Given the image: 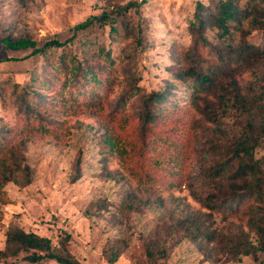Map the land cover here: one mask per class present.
<instances>
[{
	"label": "rangeland",
	"instance_id": "obj_1",
	"mask_svg": "<svg viewBox=\"0 0 264 264\" xmlns=\"http://www.w3.org/2000/svg\"><path fill=\"white\" fill-rule=\"evenodd\" d=\"M130 1L139 6L129 9L125 16L128 20L113 23L114 30L111 22H95L90 30L75 32L76 24L110 10L115 1L0 0V38L9 34L27 35L39 46L52 39H70L72 54L79 58L83 45L93 42L94 48L109 52L113 60L107 66L104 54L98 59L104 65V82L98 86L93 82L81 89L75 85L77 82L63 86L64 75L54 67L49 71L52 84L45 86L44 55H29L31 48L8 50L0 44V126L12 132L13 142L25 141L26 163L32 170L29 185L22 187L10 182L4 187L7 199L0 203V249L5 246L9 226L16 224L26 231L50 237L55 245L69 233L70 249L83 264H264L260 237L246 220H222L217 214L211 218L212 228L221 236L238 232L244 242L250 240L254 246L250 254L235 253L218 246L216 241L204 250L183 237L184 229L177 228L189 214L210 212L206 197L212 187L199 177L219 156L198 148L200 151L188 159V166L183 163L191 175L179 187L173 179L180 166L168 159L167 151L160 152L163 145L149 144L157 146L151 156L159 163L156 170L159 181L152 186L158 196L155 200L142 191L129 159L114 148L107 149L108 132L115 145L121 146V140L126 139L119 128L125 130L127 123L112 118L121 97L128 90L130 94L136 92L131 85L142 89L141 95L134 93L129 99L125 110L130 114L144 92L164 88L173 77L170 68L174 53L191 44L188 23L193 19L196 4L203 2L214 11L218 2L122 0L118 3ZM247 1L239 0V5L244 6ZM251 40L264 41V32H254ZM237 80L247 91L261 90L264 66L244 71L237 75ZM27 91L31 92L29 100L36 104L40 114H28L19 105V95ZM178 96L181 104L186 105L184 109L191 108L186 114L185 135L190 131L197 133L201 142L212 138L225 140L222 144L233 138L237 132L233 115L211 123L190 107L188 95L183 97L180 92ZM263 154L264 143L256 156ZM155 247L164 252H157L152 262L146 253ZM24 255L0 257V264H59L54 260L31 263Z\"/></svg>",
	"mask_w": 264,
	"mask_h": 264
},
{
	"label": "trees",
	"instance_id": "obj_2",
	"mask_svg": "<svg viewBox=\"0 0 264 264\" xmlns=\"http://www.w3.org/2000/svg\"><path fill=\"white\" fill-rule=\"evenodd\" d=\"M110 1H115L110 10L76 24L74 31L90 30L95 22H111L114 30L113 23L128 20L126 14L129 9L139 6L134 1L128 4L118 3L122 0ZM215 6L213 11L203 2L196 4L193 19L188 23L191 44L180 53H174V64L170 68L173 77L167 80L164 88L144 92L130 114L125 110L129 99L134 93L141 95L142 89L131 85L136 92L130 94L128 90L121 97L112 118L127 123L125 130L119 128L122 137H126L121 140L123 144H113L109 132L105 140L109 145H106L107 149L111 151L114 148L129 159L132 168L137 171L134 176L140 181L142 191L155 200L158 196H155L156 189L152 186L159 181L156 174L159 163L151 156L157 146L150 147L149 144L156 142L163 145L160 152L167 151L168 159L180 166L175 170L176 177L173 179L179 187L190 179L189 169L186 170L188 159L200 151L198 148L219 156L199 177L212 187L206 197L210 212L199 213L198 216H195L197 213L189 214L177 224V228L184 229L183 237L191 239L204 250L216 241L218 246L235 253L250 254L254 252L250 240L244 242L238 232L221 236L212 228L211 218L217 214L222 220H246L250 229L260 237V248L256 246L257 249L264 250V154L256 156L264 143V87L259 91L255 88L247 91L237 80V75L244 71L264 66V41L255 43L251 40L254 32H264V0H248L244 6L239 5V0H218ZM69 41L52 39L39 46L27 35L9 34L0 38V44L8 50L31 48L29 55L45 56L46 75L42 78L45 86L52 84L49 71L53 67L63 73V86L77 82L75 85L81 89L88 82H93L95 86L104 82L103 66L113 62L109 52L94 48L91 42L83 45L82 57L79 58L77 54H72ZM51 49L55 51L50 53ZM102 54L108 61L103 66L98 60ZM108 81L107 78L106 83ZM180 92H183V97L188 95L190 107L205 115L211 123H219L233 115L232 123L237 129L233 138L222 144L225 140L221 142L212 138L201 142L197 133L190 131L185 135L186 114L191 108L184 109L186 105L180 102ZM30 96L29 91L21 93L19 105H23L28 114H40L36 104L29 100ZM11 133L0 126V203L6 202L4 187L8 183L25 187L32 182V170L26 163L25 141L13 142ZM134 135L136 138H133ZM70 241L71 235L65 233L55 245L48 236L12 224L6 232L0 257H16L24 253L23 258L31 263L54 260L59 264H83L73 255ZM159 251L164 252V249L155 247L147 250L146 255L154 262Z\"/></svg>",
	"mask_w": 264,
	"mask_h": 264
}]
</instances>
